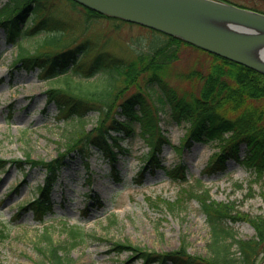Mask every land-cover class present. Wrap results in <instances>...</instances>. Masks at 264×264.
I'll use <instances>...</instances> for the list:
<instances>
[{"label": "rangeland", "instance_id": "obj_1", "mask_svg": "<svg viewBox=\"0 0 264 264\" xmlns=\"http://www.w3.org/2000/svg\"><path fill=\"white\" fill-rule=\"evenodd\" d=\"M5 1L0 0V5ZM226 1L264 12V0ZM43 5L41 15L48 14L65 23L63 37L91 41L86 60L99 52H108L128 61L138 52L151 51L165 37L149 27L106 17H95L85 24L84 9L70 0H46ZM47 34L48 31H40L26 35L19 44L33 50ZM17 44L7 42L0 28V159L4 161L0 165V229L6 232V237L0 238V264H43L48 242L59 246L68 264H141L140 259L126 263L129 252H115L112 249L115 243L156 252L185 246L188 254L208 256L209 226L198 200L188 196L190 190L208 189L211 199L230 204L232 214L249 218L264 215V174L255 178L254 173L233 159L227 160L222 171H204L209 158L219 151L216 141L194 143L178 151L187 123L172 119L168 103L161 106L158 100L161 90L147 81L149 73L145 72L138 77L137 85L148 92L145 99L152 108L156 107L157 125L169 141L162 145L157 156L160 166L147 168L142 176L138 175L149 144L138 133L135 122L134 134L119 140L120 148L113 146L114 159L95 150H91L86 160L76 153L66 156L51 192L52 212H47L41 221L36 220L30 208L21 207L44 182L45 170L27 163L18 166L13 161H25L27 156L38 160L56 157L64 150L74 125L70 119H60L56 105L46 101L47 90L66 86L65 81L62 77H42L39 69L26 71L12 66ZM177 55L162 78L179 93L192 88L196 92L199 82L194 84L183 74L192 69L205 71L211 56L189 45H180ZM61 74H67L63 78H70L69 85L75 92L87 90L98 95L110 86V80L101 71L84 76L68 69ZM136 88L131 85L124 95ZM97 118V110L89 111L85 129L92 128ZM244 153L241 144L240 157ZM178 164L185 166L184 181L174 180L168 174ZM112 165L118 179L111 174ZM178 198L181 201L173 207H167L163 201ZM229 225L238 238L255 235L246 220ZM71 227L79 234L74 239L69 232ZM231 249L235 250V246ZM257 264H264V253Z\"/></svg>", "mask_w": 264, "mask_h": 264}, {"label": "trees", "instance_id": "obj_2", "mask_svg": "<svg viewBox=\"0 0 264 264\" xmlns=\"http://www.w3.org/2000/svg\"><path fill=\"white\" fill-rule=\"evenodd\" d=\"M45 1L7 0L0 5V28L4 31L7 42H18L12 66L26 71L39 69L42 77H62L66 86L50 87L46 101L56 105L60 119H70L74 125L64 150L58 152L56 157L38 160L27 156L25 161H13L18 166L27 163L31 166H41L45 170L44 182L37 186L31 200L24 201L22 209L30 208L35 219L41 221L47 212H52L51 192L58 171L66 163L65 157L76 153L86 160L91 150H95L108 153L114 159L112 146L119 147V140L134 134L135 122L139 126L138 133L149 144L138 175L142 176L147 168L160 166L157 156L162 145L169 141L157 125L156 107L152 108L153 105L148 104L145 99L148 92L145 93L137 85L138 77L145 72L149 73L147 81L155 83L161 90L162 95L158 96L161 106L168 103L172 119L176 123H187L177 147L178 151L188 149L194 143L213 144L216 141L219 151L209 158L204 171H222L227 160L233 159L254 173L255 178L264 174L263 74L202 50L212 58L208 68L205 71L192 69L183 74L184 78L194 84L199 82L197 91L194 92L192 88L191 91L179 93L169 87L162 76L166 67L177 59L180 45H192L164 34V39L153 45L151 51L138 52L128 61L108 52H99L86 60L91 41L63 37L65 23L53 19L51 15L39 13ZM70 2L84 9L85 24L92 18L106 17L73 0ZM86 28L87 25L84 26V29ZM40 31H48V34L40 40L35 49L30 50L19 44L22 37ZM68 69L84 76L104 72L111 81L110 86L98 95L87 90L75 92L69 85L70 78H63L67 74H61ZM131 85H136L137 88L124 95ZM91 110L98 111V118L92 128L85 129L86 116ZM117 114L124 118H116ZM241 144L245 147L243 157L239 154ZM2 164L4 161L0 159V165L3 166ZM184 171L185 166L178 164L170 169L168 174L174 180L184 181ZM111 174L118 179L114 165L111 166ZM188 196L198 200L209 226L208 256L188 254L185 246L156 252L128 243H115L112 249L115 252L128 251L126 263L140 259L141 264H257L260 254L264 253V215L249 218L243 214H232L230 204L211 199L208 189L197 192L190 190ZM163 201L167 207H173L181 199ZM83 213L86 214V211ZM239 220H246L251 224L255 231L253 237H236L229 222ZM69 232L73 239L79 235L72 227ZM3 237H6V232L0 229V238ZM51 244L52 242H48L46 253L43 252L46 258L43 264H68L67 258L61 255L59 246ZM232 246H235V250L231 249Z\"/></svg>", "mask_w": 264, "mask_h": 264}, {"label": "water", "instance_id": "obj_3", "mask_svg": "<svg viewBox=\"0 0 264 264\" xmlns=\"http://www.w3.org/2000/svg\"><path fill=\"white\" fill-rule=\"evenodd\" d=\"M146 26L264 75V13L225 0H73Z\"/></svg>", "mask_w": 264, "mask_h": 264}]
</instances>
